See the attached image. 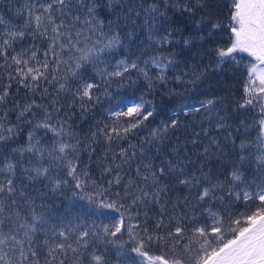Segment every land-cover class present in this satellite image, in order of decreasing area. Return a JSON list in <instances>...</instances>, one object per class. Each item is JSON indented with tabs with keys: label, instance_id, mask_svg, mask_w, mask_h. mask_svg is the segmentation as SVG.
<instances>
[{
	"label": "snow or ice",
	"instance_id": "1",
	"mask_svg": "<svg viewBox=\"0 0 264 264\" xmlns=\"http://www.w3.org/2000/svg\"><path fill=\"white\" fill-rule=\"evenodd\" d=\"M240 53L236 99L220 78ZM259 65L264 0H7L0 264H264Z\"/></svg>",
	"mask_w": 264,
	"mask_h": 264
},
{
	"label": "trees",
	"instance_id": "2",
	"mask_svg": "<svg viewBox=\"0 0 264 264\" xmlns=\"http://www.w3.org/2000/svg\"><path fill=\"white\" fill-rule=\"evenodd\" d=\"M223 2V0H221ZM0 8L5 9L7 8V0H0ZM227 10H225V13ZM227 23V20H225V24ZM229 33L225 31L224 35L221 37V43L224 45H227L229 43ZM238 59H240L239 65L233 63H230L228 65L229 70L227 72H224L221 79V84L222 86L226 87L230 91H232L235 94V98L239 99L240 94L243 91V81L247 79V69L251 65L252 61L250 60V57L246 53H240L238 54ZM219 94V93H218ZM132 90L130 88L126 89H119L113 90V97L111 98V103L113 105L117 104L118 101H121L124 99V97L132 98ZM139 95V92H136V96ZM156 101L158 104L162 105L166 109L170 110L173 108H178V101L183 102V103H188L191 104L193 101L191 99L188 100H181L179 97H172L169 98L167 96H157ZM105 104H107V101H105ZM234 107V105H233ZM192 119V117H183L181 116V120L185 122H189ZM238 120L234 121V123H237ZM258 134V131L256 128H252L249 132V135L251 138H255L256 135ZM68 196H71V192L68 193ZM57 204L60 205V211L63 210L64 206L68 204L67 200H57ZM76 210H83V211H94L96 215L92 216L91 219L96 220L97 222L104 221L107 223V220L105 219V215H118L115 212H109V210H101V209H95L93 205L87 204L85 201H80V200H75L74 201ZM104 212L105 215H101L100 213ZM127 239V237H125ZM160 249L153 248L150 250V255H159L161 254ZM133 258L138 262L141 258L136 257L135 254H132ZM144 264H148V262L145 260Z\"/></svg>",
	"mask_w": 264,
	"mask_h": 264
},
{
	"label": "rangeland",
	"instance_id": "3",
	"mask_svg": "<svg viewBox=\"0 0 264 264\" xmlns=\"http://www.w3.org/2000/svg\"><path fill=\"white\" fill-rule=\"evenodd\" d=\"M247 54V53H246ZM250 57V56H249ZM250 60L252 61V63H251V65L253 64V63H255V60H254V58L253 57H250ZM251 65L249 66V67H251ZM259 67H264V65H259ZM259 83V81L257 80V84Z\"/></svg>",
	"mask_w": 264,
	"mask_h": 264
}]
</instances>
